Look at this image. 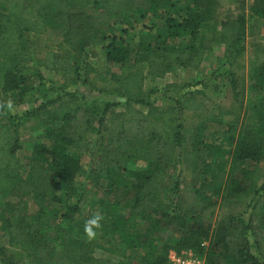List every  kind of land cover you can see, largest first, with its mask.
Returning <instances> with one entry per match:
<instances>
[{"label":"trees","instance_id":"16d2710c","mask_svg":"<svg viewBox=\"0 0 264 264\" xmlns=\"http://www.w3.org/2000/svg\"><path fill=\"white\" fill-rule=\"evenodd\" d=\"M216 4L0 0V223L7 238L0 244V264H14L21 254L28 264H97L84 236L93 216L81 214L79 205L88 191L95 195L90 205L103 204L96 214L103 217L101 227L93 231L106 235L108 243H124L126 257L139 264H165L170 248H192L203 264H264L255 232H264V182L257 183L264 101L252 115L225 118L223 110L205 111L196 89L161 108L147 100L155 89L143 82L176 64L199 65L205 52L200 27L213 18ZM249 7L253 27L264 16V0ZM158 11L162 19L144 25L146 40H125L119 31L128 28H117L133 13L154 18ZM245 22L243 12L221 21L215 37L228 56L242 47ZM111 64L126 70H112ZM39 65L69 74L70 84L121 99L101 105L68 91L16 116L6 110L9 104L19 105L34 89L44 95L53 89L43 84ZM226 74L237 95L234 70ZM247 77L252 88L264 89V54L250 64ZM179 87L167 81L164 89ZM187 110L191 122L183 120ZM85 155L89 160L82 170ZM138 160L146 162L145 169L130 168ZM183 160L189 171L181 175ZM168 172L174 176L165 183ZM214 191L224 202L250 192L261 197L258 223L239 214L214 219L216 199L206 197ZM31 192L38 199L33 208Z\"/></svg>","mask_w":264,"mask_h":264},{"label":"rangeland","instance_id":"374dc122","mask_svg":"<svg viewBox=\"0 0 264 264\" xmlns=\"http://www.w3.org/2000/svg\"><path fill=\"white\" fill-rule=\"evenodd\" d=\"M254 0L247 1H237V0H216V13L213 18L209 21L207 25L200 27V32H202L203 45L205 46L204 56L201 57L200 63L197 67L191 66H181L173 65L169 70L163 72L160 77L149 79H144L145 88H153L155 91L147 97L148 101L153 102L159 107H165L168 104H176L179 97H182L183 93H187L191 90L199 89L203 94V101L205 111L213 110L217 113L223 110L221 115L225 118L233 117L237 114L238 119L241 115L244 116L252 115L254 112V107L258 106L261 101H264V89L257 90L251 87L250 80L247 77V72L250 64L255 60L256 57L264 54V16H262L256 23L255 26L250 27L251 16H249L251 8L249 7ZM161 11H158L156 17H148V15L141 16L139 13H133L129 17V21H124L118 25L119 30L128 28L127 32L122 33L119 31L125 40H131L137 42L140 40H146V29L144 25L147 26L151 24L152 21L158 22L162 17L160 16ZM244 13L246 18L245 22V36L242 40V47L235 54L232 53L228 56L227 50L223 49V45L218 42L215 37L221 21L234 20L240 13ZM254 17V16H253ZM118 31V30H117ZM32 33H30L31 35ZM29 66H34L32 60L28 61ZM98 64L97 62L95 63ZM99 65V64H98ZM102 65V64H101ZM112 70L121 69L126 70V67L119 68L116 64H111ZM100 67V66H97ZM143 68L145 66L143 65ZM38 71L44 78V85H52L53 89L49 90L46 95L42 94L41 89H34L32 92H28L25 101L20 102L19 105L14 107H7L6 110L10 111L14 115L20 114L24 109L35 106L40 103L43 99L47 97H52L59 94H64L68 91H74L79 95H83L86 100H95L99 104H103L106 101H113L121 99V97L114 94L97 92L96 90L89 89L83 83L70 84L68 82L69 74H62L58 69H48L43 66H37ZM234 70L236 74V86L238 94L235 95L233 89L230 85V80L227 78V71ZM175 81L181 84L179 88H171L165 90V82ZM140 107L141 105L135 104ZM183 120L186 122H191L194 119L193 114L190 110H187L183 114ZM26 120V119H25ZM30 121H28L29 123ZM27 123V122H26ZM58 124V122H54ZM210 126L208 131H211ZM216 133L219 135L222 131L219 126H216ZM22 130H20L21 132ZM22 138H27L28 134L23 133ZM91 140L95 137L92 133L90 136ZM23 158L25 160V154L27 153L26 146L23 143ZM89 160V156L85 155L82 159V167L84 170L86 168V163ZM130 168L135 170H143L146 168L147 164L144 161L138 160L134 163L129 164ZM189 171V166L187 160H183L180 163V173L185 174ZM257 183L260 184L264 182V157L260 161V166L258 168ZM174 174L168 172L165 177V183L173 179ZM83 180V171L79 176L78 181ZM182 182L180 183V188H183ZM264 194V193H263ZM95 197L92 191H88L84 194L82 200L79 202L80 207H82L81 214L88 217L90 214L92 216L98 214L103 208L101 202L95 203L93 206L90 205L89 200ZM207 199H216V208L214 213V219H226L229 215H241L242 218L250 217V220L254 224H257L258 216V205L262 200L261 197H254L252 193H247L239 196H235L232 200L222 201L220 200V194L211 192L207 196ZM30 208L35 207L38 203V199L31 192L29 195ZM256 229V228H255ZM259 229V228H258ZM256 229V238L261 242L264 248V232L263 230ZM83 228L80 230L82 231ZM94 237H89L84 231V236L89 241L92 254L97 259V264H139L134 260L126 257L128 252L127 247L124 243L112 239L110 243L106 241L107 236H101L97 231ZM165 238H168L165 235ZM164 238V239H165ZM6 235L3 231L2 224L0 223V244H5ZM171 249V248H170ZM169 251V250H168ZM14 264H28L26 260V255L21 254L17 257V262Z\"/></svg>","mask_w":264,"mask_h":264},{"label":"built area","instance_id":"2783aa9c","mask_svg":"<svg viewBox=\"0 0 264 264\" xmlns=\"http://www.w3.org/2000/svg\"><path fill=\"white\" fill-rule=\"evenodd\" d=\"M165 264H203V258L192 248H171L166 254Z\"/></svg>","mask_w":264,"mask_h":264},{"label":"clouds","instance_id":"9594fccd","mask_svg":"<svg viewBox=\"0 0 264 264\" xmlns=\"http://www.w3.org/2000/svg\"><path fill=\"white\" fill-rule=\"evenodd\" d=\"M9 108H11V104L8 105ZM103 219L100 215H94L92 218H90L89 221L86 222L85 225V232L86 234L91 238L95 236V232L93 231V228H99L101 227L100 221Z\"/></svg>","mask_w":264,"mask_h":264}]
</instances>
